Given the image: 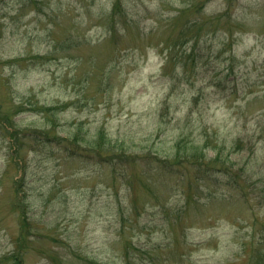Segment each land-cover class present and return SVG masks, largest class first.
<instances>
[{
	"label": "rangeland",
	"instance_id": "rangeland-1",
	"mask_svg": "<svg viewBox=\"0 0 264 264\" xmlns=\"http://www.w3.org/2000/svg\"><path fill=\"white\" fill-rule=\"evenodd\" d=\"M190 145L223 146L209 178ZM18 245L264 264V0H0V264Z\"/></svg>",
	"mask_w": 264,
	"mask_h": 264
},
{
	"label": "trees",
	"instance_id": "trees-1",
	"mask_svg": "<svg viewBox=\"0 0 264 264\" xmlns=\"http://www.w3.org/2000/svg\"><path fill=\"white\" fill-rule=\"evenodd\" d=\"M114 9H115V7H114ZM100 136H101V139L104 138L102 132H101ZM179 144H181V143L179 142ZM186 145H187V143H186ZM182 147L184 149L183 150L181 148L183 152L182 153H179L176 150V153H177L176 156L181 157V155H184L186 157V159H188L189 161H191L193 163L199 162V165L201 167V169H200L201 176H206L207 178H209L211 176V174L205 168H206V166L213 165L214 164V161L216 159L221 158L219 156L222 154L223 146H221V147L215 146L214 147V148L217 149V152L215 153V155L213 157H207V155H205L206 154L205 153L206 146H205V148L203 147L204 149L203 148L202 149L201 148L200 149L199 148H196L193 145H190L189 147H184V146H182ZM154 180L156 181V178H154ZM22 219L25 220L24 217ZM23 228H25V225L24 224H22V228H21V231H20L21 240L24 241V239H25L24 238L25 233L23 232ZM28 234H33V233H28ZM20 248H23V247L20 246V245H18V249H15V251H11L10 252V255H9V258L11 259L10 264H22V259H21V255L22 254L21 255H18ZM3 259H7V256H5Z\"/></svg>",
	"mask_w": 264,
	"mask_h": 264
}]
</instances>
